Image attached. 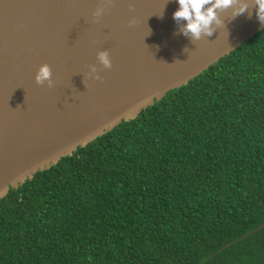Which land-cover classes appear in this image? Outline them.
<instances>
[{"label": "trees", "instance_id": "1", "mask_svg": "<svg viewBox=\"0 0 264 264\" xmlns=\"http://www.w3.org/2000/svg\"><path fill=\"white\" fill-rule=\"evenodd\" d=\"M264 223V29L0 200V264H200ZM201 264H264V229Z\"/></svg>", "mask_w": 264, "mask_h": 264}, {"label": "water", "instance_id": "2", "mask_svg": "<svg viewBox=\"0 0 264 264\" xmlns=\"http://www.w3.org/2000/svg\"><path fill=\"white\" fill-rule=\"evenodd\" d=\"M239 2L248 3L245 13L233 18L239 3L219 11L213 35L191 41L172 18L176 0H0V200L262 31L254 0ZM100 51L110 68L97 60ZM43 64L51 86L35 82Z\"/></svg>", "mask_w": 264, "mask_h": 264}, {"label": "clouds", "instance_id": "3", "mask_svg": "<svg viewBox=\"0 0 264 264\" xmlns=\"http://www.w3.org/2000/svg\"><path fill=\"white\" fill-rule=\"evenodd\" d=\"M239 3V7L234 8L233 18L245 13L249 5L239 0H176L177 9L173 12L172 18L179 26V33L191 41H198L202 36L213 35L214 27L220 26L222 21L218 12L231 8ZM254 9L257 20L264 24V0H254ZM105 6H98L93 12V17L99 19L105 12ZM97 60L104 68L111 67V61L107 51L97 53ZM91 72L95 73L93 66ZM51 69L47 64L41 65L35 75V82L43 85L45 82L52 85ZM98 78V77H96Z\"/></svg>", "mask_w": 264, "mask_h": 264}]
</instances>
